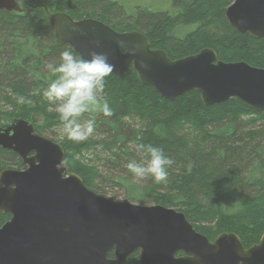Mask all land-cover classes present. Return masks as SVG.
Segmentation results:
<instances>
[{"label": "trees", "instance_id": "trees-1", "mask_svg": "<svg viewBox=\"0 0 264 264\" xmlns=\"http://www.w3.org/2000/svg\"><path fill=\"white\" fill-rule=\"evenodd\" d=\"M172 1L170 9L152 10L141 0H18L23 13L0 10V114L33 122L36 132L56 142L61 137L69 172L95 193L177 209L210 241L235 233L249 248L258 242L249 237L251 228L264 234V122L243 116L264 120V112L239 101L208 107L196 92L169 101L140 84L131 70L107 77L105 98L114 115L97 116L95 134L75 143L62 135L59 117L43 97L54 78L48 65L67 50L79 57L56 38L47 9L74 20L96 19L120 33L139 31L171 60L211 48L223 62L264 68V38L239 33L225 18L235 0ZM18 96L31 103L19 105ZM139 144L162 148L173 160L166 185L151 179L137 183L127 171L129 161L141 159ZM0 162L25 168L1 147ZM10 219L4 214L0 228ZM138 258L135 254L128 264H139Z\"/></svg>", "mask_w": 264, "mask_h": 264}, {"label": "water", "instance_id": "water-1", "mask_svg": "<svg viewBox=\"0 0 264 264\" xmlns=\"http://www.w3.org/2000/svg\"><path fill=\"white\" fill-rule=\"evenodd\" d=\"M0 10L26 9L18 0H0ZM46 13L56 38L79 57L104 54L112 75L133 70L140 84L166 100L196 92L208 107L239 101L264 112V68L223 62L211 48L171 60L139 31L120 33L96 19ZM225 18L239 33L264 38V0H235ZM0 121V147L26 166L0 173V218L11 216L0 228V264H128L135 254L139 264H264V234L249 248L235 233L212 242L177 209L101 196L69 172L60 143L27 120Z\"/></svg>", "mask_w": 264, "mask_h": 264}, {"label": "clouds", "instance_id": "clouds-1", "mask_svg": "<svg viewBox=\"0 0 264 264\" xmlns=\"http://www.w3.org/2000/svg\"><path fill=\"white\" fill-rule=\"evenodd\" d=\"M88 55L90 58L84 59L71 50L62 52L57 64L48 65L54 78L43 91L44 99L59 117L62 135L75 143H84L95 134L97 116L111 118L114 115L105 98L107 77L114 66L104 54L92 51ZM16 100L19 105L31 103L24 96ZM136 150L141 159L125 165L133 180L140 183L151 179L157 185H166L173 160L162 148L152 144H139ZM63 166L62 161L57 167Z\"/></svg>", "mask_w": 264, "mask_h": 264}, {"label": "rangeland", "instance_id": "rangeland-1", "mask_svg": "<svg viewBox=\"0 0 264 264\" xmlns=\"http://www.w3.org/2000/svg\"><path fill=\"white\" fill-rule=\"evenodd\" d=\"M140 4L142 6H148L152 10H162V9H170L172 4H173V1L172 0H141ZM0 115L2 117H4V118H2L3 120H8L6 118H11V117L4 116L3 114H0ZM239 117H242V115H240ZM32 118L37 124H41L42 123V118L40 116H36L35 115ZM243 118H250V119H252V122L255 121L258 124L264 122V120H262L259 116H257L256 118H253V116L252 117L243 116ZM263 119H264V117H263ZM32 124H33V122H32ZM1 126H3V122L2 121H0V127ZM60 138H58L57 143H59ZM9 164H10V166H13L12 163H9ZM0 168H4V170L8 169L7 165H5L3 162H0ZM13 168H15V167H13ZM9 169H12V168H9ZM105 197L110 198V199H114V200H117V201H123V199L120 198V197L119 198H115L114 194H112V193L107 194ZM153 205H155V204L151 203V204H147L146 206H153ZM260 228H264V223L261 225ZM262 235H263L262 232L259 233V231L257 229H255V228H251L250 229L249 237H251L256 242L258 241L257 243L260 242V240L262 238Z\"/></svg>", "mask_w": 264, "mask_h": 264}, {"label": "flooded vegetation", "instance_id": "flooded-vegetation-1", "mask_svg": "<svg viewBox=\"0 0 264 264\" xmlns=\"http://www.w3.org/2000/svg\"><path fill=\"white\" fill-rule=\"evenodd\" d=\"M2 127H3V126H2ZM0 128H1V127H0ZM24 167H25V168H24V170H25V169H26V166L24 165Z\"/></svg>", "mask_w": 264, "mask_h": 264}]
</instances>
